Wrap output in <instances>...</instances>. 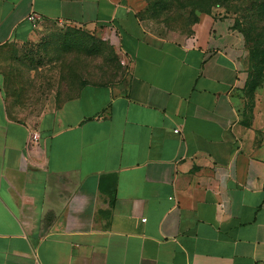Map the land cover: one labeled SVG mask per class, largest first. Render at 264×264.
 <instances>
[{
  "label": "crops",
  "instance_id": "crops-1",
  "mask_svg": "<svg viewBox=\"0 0 264 264\" xmlns=\"http://www.w3.org/2000/svg\"><path fill=\"white\" fill-rule=\"evenodd\" d=\"M140 7L0 0V264H264V114L245 124L237 102L246 38L224 16L159 37ZM62 29L111 37L121 77L51 72L48 52L43 68L35 52Z\"/></svg>",
  "mask_w": 264,
  "mask_h": 264
},
{
  "label": "rangeland",
  "instance_id": "rangeland-1",
  "mask_svg": "<svg viewBox=\"0 0 264 264\" xmlns=\"http://www.w3.org/2000/svg\"><path fill=\"white\" fill-rule=\"evenodd\" d=\"M139 14L152 34L182 41L191 38L204 16L232 18L245 33L248 46L237 102L247 122L253 120L257 107L264 114V0H141ZM53 35L52 45H44L35 52L43 68L46 61L42 59L49 53L56 58L51 72H66L67 66L72 76L97 73L100 75L94 81L101 82L120 78L124 72L126 65L111 37L65 29Z\"/></svg>",
  "mask_w": 264,
  "mask_h": 264
},
{
  "label": "built area",
  "instance_id": "built-area-1",
  "mask_svg": "<svg viewBox=\"0 0 264 264\" xmlns=\"http://www.w3.org/2000/svg\"><path fill=\"white\" fill-rule=\"evenodd\" d=\"M37 19H38V16H36V15L30 16V21L33 22V23H36ZM175 132L178 133L179 130H176ZM39 139H40V135H39V133L37 131H34V132L30 133V143L38 144Z\"/></svg>",
  "mask_w": 264,
  "mask_h": 264
},
{
  "label": "trees",
  "instance_id": "trees-1",
  "mask_svg": "<svg viewBox=\"0 0 264 264\" xmlns=\"http://www.w3.org/2000/svg\"><path fill=\"white\" fill-rule=\"evenodd\" d=\"M235 26H236V25H235ZM236 28H237L240 32H242V33L244 34V36H245V33H244L239 27L236 26ZM245 38H246V36H245ZM246 43H247V40H246ZM247 48H248V46H247ZM243 115H244V123H245V124H250L251 121H249V122L245 121V118H246L245 112H243Z\"/></svg>",
  "mask_w": 264,
  "mask_h": 264
}]
</instances>
